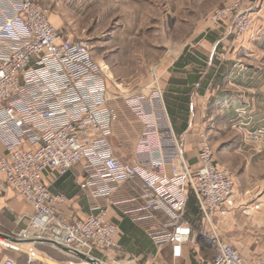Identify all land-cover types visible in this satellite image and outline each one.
I'll list each match as a JSON object with an SVG mask.
<instances>
[{
    "label": "built area",
    "instance_id": "2783aa9c",
    "mask_svg": "<svg viewBox=\"0 0 264 264\" xmlns=\"http://www.w3.org/2000/svg\"><path fill=\"white\" fill-rule=\"evenodd\" d=\"M255 3L264 6V0H231L213 12L211 22L228 21L230 31L240 37L253 27ZM105 74L86 44L60 39L48 10L35 0H10L7 11L0 13V142L6 152L0 156V178L33 208L32 224L41 231L35 237L84 255L94 248L123 252L105 209L97 208V214L71 223L57 218L54 205L65 198L49 192L42 172L64 176L84 162L86 186L102 197L129 179L140 180L144 205L137 211L147 215L135 220L155 219L153 213L160 212L174 221L170 229L147 230L157 248L170 246L173 259L180 258L182 246L190 243L211 250L210 264H264V256L246 259L222 237L214 219H225L232 210L228 203L235 191L234 177L215 164L205 133L197 144L196 168H188L157 77L145 95L124 97L126 107L143 124L135 163H123L113 155ZM232 126L245 141L264 138V127ZM188 190L203 217L200 231L183 219ZM260 204L251 202L243 214L259 211ZM0 245L36 258L31 249L5 239L0 238ZM2 264L16 262L5 258Z\"/></svg>",
    "mask_w": 264,
    "mask_h": 264
},
{
    "label": "crops",
    "instance_id": "0c3cea01",
    "mask_svg": "<svg viewBox=\"0 0 264 264\" xmlns=\"http://www.w3.org/2000/svg\"><path fill=\"white\" fill-rule=\"evenodd\" d=\"M9 3L10 0H0V13L7 11ZM253 9L255 15L264 12V6L257 3ZM228 25V21H225L221 31L204 35L196 46L182 49L161 76V89L171 127L182 146L188 168L191 171L196 168L197 144L200 135L205 133L217 166L228 168L236 174L233 173L235 191L228 203L233 211L238 207H241L240 210L248 207L243 205L242 200L264 199V193L258 192L261 173L248 167V164L239 166L235 163L233 157L238 155L235 153H239L241 147L237 134L231 129L234 124H243L251 129L264 127V70L250 68V65L244 70L245 67L238 64L240 62H234L237 58L243 63H262L264 57L253 48L264 43V21L261 30L256 27L258 29L255 31L253 24L241 40L234 42L236 45L232 43V32ZM232 47L235 48L230 59L220 61L219 52ZM109 110L112 124L108 142L112 153L121 162L133 165L143 124L125 105L109 103ZM4 154L6 152L0 142V156ZM83 166L84 162H81L64 176L45 170L41 181L50 193L65 198L62 203L54 205L57 218L65 223L95 215L97 208L106 210L107 220L117 229V239L123 252L109 254L94 248L88 256L99 261L105 257L113 258L115 261H126V264H210L213 253L211 258L204 259L200 245L184 244L181 257L173 259L169 245L157 248L152 243L147 235L148 228L170 229L174 221L160 212L153 213L155 219L135 220L147 215L137 211L144 205L140 180L129 179L109 196L102 197L86 186L87 176ZM187 195L183 219L193 230L201 228L203 220L194 196L190 190ZM33 217V208L0 178V236L16 239L18 243L9 242L24 250L31 249L36 257L30 259L0 245V264L5 258H11L16 264H69L71 262L66 263L69 260L82 263L50 246L30 243V238L25 237L24 233L32 225ZM220 219L216 216L214 221ZM63 256L68 260L63 262Z\"/></svg>",
    "mask_w": 264,
    "mask_h": 264
},
{
    "label": "rangeland",
    "instance_id": "374dc122",
    "mask_svg": "<svg viewBox=\"0 0 264 264\" xmlns=\"http://www.w3.org/2000/svg\"><path fill=\"white\" fill-rule=\"evenodd\" d=\"M35 1L48 10L49 21L60 34V39L86 44L95 63L103 68L106 73L108 108L109 103L126 106L124 101L126 95H145L152 88L155 77L161 87V76L182 49L196 46L202 36L222 30L223 24H212V14L216 9L224 8L231 2V0ZM263 16L264 12L254 15L255 31L263 28L260 27L264 21ZM245 34L238 37L232 32V43L241 40ZM254 46L253 50L264 57V43ZM234 48L220 51V61L229 60ZM234 62H240L238 64L244 66V70L249 65L250 68L264 70V60L256 64L250 61L243 63L236 58ZM231 129L237 134L241 147V151L235 153L238 155L233 157L235 163L239 166L248 164V167L251 166L261 173L262 181L258 192L264 193V138L259 141H245L241 131ZM214 161L216 164L215 158ZM222 169L228 170L234 177V171ZM252 194L255 196V192ZM251 202L261 203V210L244 215L241 207H238L225 219L214 221L222 237L246 259L264 256V199L242 200L243 205L248 207ZM200 216L203 220L201 213ZM202 228L196 230L200 231ZM200 249L204 251V259L211 258L210 249L203 246ZM62 260L64 262L68 259L63 256ZM69 262L79 264L70 260L66 263ZM100 262L126 264V261H115L108 257Z\"/></svg>",
    "mask_w": 264,
    "mask_h": 264
},
{
    "label": "water",
    "instance_id": "95a60500",
    "mask_svg": "<svg viewBox=\"0 0 264 264\" xmlns=\"http://www.w3.org/2000/svg\"><path fill=\"white\" fill-rule=\"evenodd\" d=\"M40 234H41L40 229L38 227H36L34 224H32L30 227L27 228V230L24 233V236L27 238H30L29 239L30 243H41V244L50 246L54 249L59 250L60 252L66 254V255L73 257L74 259H76V260H78L84 264H105L103 262H100L97 259L92 258L91 256L84 255L82 253H79L77 251H74V250L66 248V247H62V246L58 245L57 243H55L54 241L36 238V237H40ZM1 237L7 241H11L13 243H18V241L14 238L4 237V236H1Z\"/></svg>",
    "mask_w": 264,
    "mask_h": 264
},
{
    "label": "bare ground",
    "instance_id": "6f19581e",
    "mask_svg": "<svg viewBox=\"0 0 264 264\" xmlns=\"http://www.w3.org/2000/svg\"><path fill=\"white\" fill-rule=\"evenodd\" d=\"M0 238H1V239H4V238H2L1 236H0Z\"/></svg>",
    "mask_w": 264,
    "mask_h": 264
}]
</instances>
